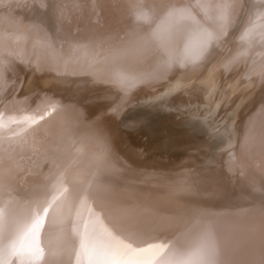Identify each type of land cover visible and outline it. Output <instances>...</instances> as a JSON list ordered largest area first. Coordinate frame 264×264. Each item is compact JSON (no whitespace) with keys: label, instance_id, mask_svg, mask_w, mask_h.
<instances>
[{"label":"bare ground","instance_id":"bare-ground-1","mask_svg":"<svg viewBox=\"0 0 264 264\" xmlns=\"http://www.w3.org/2000/svg\"><path fill=\"white\" fill-rule=\"evenodd\" d=\"M263 15H264V2H261L259 0H0V45L6 41H10L11 35L21 36V39L23 40V42H26L27 40L32 41L33 38L36 40V38H38V40L41 39L42 41H45V44H47V47H48V44H50L49 46H50L51 51L53 52L55 57L60 58V60L62 61V62L60 61L61 64H66L69 67L71 65H76V64H86L90 66H94L97 64L100 65L99 67L102 68V71L107 73L109 75V78L111 77L109 80H107L106 84L108 86L113 87L115 83H118L119 81L115 79H118L119 76L117 74H120L121 76H123L122 77L123 80L125 79L123 81L124 82L123 85H125L126 81L128 80L133 82V85L129 84L131 85V87H128L129 85H126L132 91H130L131 93L128 94L127 102L125 103L121 102L122 104L118 102L120 104L119 105L120 108L117 107L118 113H115V114L111 113V114L120 115V117L122 116L124 118L123 123L127 125L128 128L130 127L133 128V130H135L136 128L139 130L141 127L148 128L147 126L149 125L153 126L155 130L153 132V135L149 138V140L151 141L150 148L153 147L154 149V152L152 151L153 155L157 156L158 158H161L160 160H165L166 158L171 159L172 156L174 155L177 156L176 154H179L187 149H193L198 145L204 146L206 144L205 141H211V142L218 141V143L220 142L221 147L222 146L226 147L227 146L226 143H228V141L230 140H233L234 141L233 148L236 151V154H235L236 162H235V167H234V170H236L235 172L241 173V175H244L250 180H253V183L258 184L263 190L264 189V60L257 67H254V66L252 67V65L256 64V62L255 64L253 62L252 65L249 68H247V70L245 71L244 76L241 80L242 82L239 84V92L236 91L235 93L234 104H233L234 112H233L232 117L227 114L225 115L222 114L220 115L222 117L218 116L216 119H209V115L211 113H205L201 109L200 110L197 109L198 105H196L195 103L192 104L190 103V101H186L185 99H183L185 98V95L184 93L181 92L182 90L177 91V92H169V90L175 86H178L181 84L186 85L190 80H196V81L199 80L202 76L206 74L207 70H209V67L214 66L217 62L219 63L220 60L226 59V62L229 65H234V66L236 65V63L241 64L244 62L245 63L247 62V64L248 63L251 64L250 61L255 60V57H254L255 53L259 51L258 49L261 48L262 45L264 46L263 37H262L263 40L261 41L252 40V38L256 37L259 33L264 32L263 31L264 29L263 30L260 29L259 32L255 33L258 28L264 27V21H262L260 24H255L256 17L263 16ZM246 23L247 24L249 23V28L247 31L248 33L247 35H249V37L246 38L245 42L239 43V39H240L239 37L243 39V36L241 34L242 30L240 31V29L243 28V25H245ZM124 33L125 35L123 37L122 34ZM222 43L225 44V48L223 51H220L217 49V47ZM22 49L24 51V48ZM261 51L262 50H260L259 52L262 53L263 51L262 52ZM190 52H194L198 55H201V57L203 56L204 58H207L205 59L206 65L203 68L201 66L202 68L201 72L197 73L194 76L185 74V72H188L189 68L191 69V67L189 66L187 67L186 65L185 67L184 62L186 61L183 62V60H185L186 57H187V60H189L188 59L189 56H186V55L187 53L189 54ZM13 54L17 55L18 52L17 54L15 53ZM5 55L2 54V52L0 53V80L3 79V77L6 78L8 73L11 72V69L13 68V66H16L15 63L17 62L16 60H14L16 62L13 61L14 63H12L13 65H11L10 60L7 59V56ZM40 56L42 58L41 54ZM259 56L260 55H258V57ZM12 57H11V60H12ZM20 57H17L19 58L18 59L19 61L21 60ZM190 58L192 59V57ZM194 58L196 60V57ZM194 58L192 60H194ZM48 60L47 62L49 63L50 60L49 61ZM44 62L46 61L44 60ZM19 64L20 63H18V65ZM34 64L35 63H33V66ZM51 66H48V67L51 69ZM240 68H241V65H240ZM14 70L19 72L18 70L20 69L17 70L14 68ZM43 72L45 73V71ZM12 73L10 74L18 76V74L21 72H19L18 74H12ZM75 75L77 74L75 73ZM114 75H117L118 77L116 76L117 78H115ZM10 76H7V78L9 77L10 79ZM237 76L239 75L237 74ZM84 77H87V76L84 75ZM4 80H7V79H3L2 81ZM4 82L3 84H5ZM8 82L7 84L14 83V82L13 83L11 82L8 83ZM120 82H122V80H120ZM205 82L206 81H198L200 85H203ZM23 85H25V83ZM119 85H121V83H119ZM25 87L27 86L25 85ZM30 88H28L27 90L29 91ZM100 88L102 89V87ZM73 89L75 90V87ZM98 89L99 88L97 87V90ZM123 89H125V87ZM17 90H18V87H17ZM94 90L95 89H93L92 91ZM32 91L33 89L31 88V92ZM88 91L86 90V92ZM86 92H82V93L86 94ZM100 93H103V98L101 99L99 98L102 96L101 94H100L101 96L100 95L98 96L96 93L98 97L97 96L95 97L94 96L95 94H93L92 96H94L95 98L93 97L94 99H92V97H90L89 100H87L88 99L87 98L86 105L89 104V106H92L94 109L99 108L102 110L103 108H105V109L111 110V107H113L111 104L112 100L108 101V99L104 97V95L107 94L106 90L105 89L103 91L101 90ZM134 93H135V97H133L132 95ZM65 94H67V92ZM78 95H79V99L83 100L81 99L82 98L80 96L81 94L78 93ZM116 95H115V99H116ZM107 96L108 95H106V97ZM117 96L119 97V95ZM189 96L191 97L192 95H189ZM220 96L222 95L220 94ZM23 99H25V97ZM35 100L33 101L35 102ZM117 100L120 101L119 98H117L116 101ZM122 100L125 101L126 98L125 99L123 98ZM33 101H30V102H33ZM69 102L76 103L77 100H74L73 102L72 100L71 101L69 100ZM107 102L108 103L110 102V104L108 105ZM25 103L27 104L28 102H25ZM80 106L78 104L75 107L79 108ZM206 106L208 107V105ZM24 107H28V106L24 105L23 108ZM60 107L61 106L57 105V107L53 109L52 113H48L46 116H43L41 118L34 117V116H29V117L26 116L24 118L22 117V119L20 118L21 124L18 128H16L15 130L12 129L14 130L12 132L10 129L11 133L9 135H7L6 137H0V264H204V262L208 259H209V262L212 264V262L210 261V258L207 257V255H205V250L208 248L206 247L204 248L200 244L204 243L207 237L213 238V236L216 235V229H218V227H216L217 225L214 226V229L216 228L215 230H210L211 229L210 226L214 224L215 222L214 219L216 218L215 216H217L215 215L214 212L219 211L217 213H221V211H225V210L228 211V209L229 210L235 209V207H237V205L235 207L233 206L235 204H232L230 206L222 205L225 202L226 203L228 202V201L224 202L223 199L222 200L224 203L221 202L222 206H219L220 203L218 202H217L218 205L217 203L215 205L214 201H212L214 202L213 204L208 203V201L206 202L204 199H202L203 196L202 197L196 196L194 193H192L193 189L190 190L191 192L186 191L188 190L187 188L188 186H186L187 188L186 190H175V191L171 190L170 191V189H173L174 187L173 186L170 189L168 188L169 190L168 191L166 184H162V185H165L166 187V191L165 190L163 191V190H158L162 186L161 184H159L160 186L157 185L159 188L156 186V188L158 189H155V186H154L153 189L151 188L152 190L148 189V191L147 190L143 191L144 188H141L142 190L141 191L138 189H132V187L126 188V183H127L126 182L124 184L125 188H122L123 187L122 185V187L115 186L116 188H109L108 190L106 189L107 190L106 192L103 191V193H101L100 195V198L102 199L99 198L100 203L98 202L101 207V209L98 211L103 212V213L97 215L98 214L97 212L94 215L92 214L90 215V214H86L88 212L86 211H85L86 213L84 212L83 210L84 206L82 208L83 211H81L80 209H79L80 211L78 212L77 211L75 212L74 209H73L74 212L70 210V207L68 206L70 205V203L67 205V202L62 197L63 195L61 193L63 192V190L60 193L59 192L60 190L56 186L57 176L54 174L52 176L50 174H49L50 176H48L47 175L48 173L45 174L47 167L45 168L46 170L43 172L45 175L44 174L43 175L45 177L48 176V178L42 177L39 180L38 179L39 177H38L37 178L38 182L36 181V178L34 177V175L36 174L28 173L31 171L32 168H35L37 164L39 165L40 157L43 156V155L41 156V153L44 151L45 147L48 145V143H50V141L52 140L55 141V138L59 135L61 127L67 121L65 118V114H63L62 112L63 108H60ZM223 107L216 105L215 109H219V108L221 109ZM80 110L82 111L81 107L79 108V111ZM16 111L14 110V112ZM73 111H77V109ZM11 114H15V113H11ZM11 114H9V116ZM75 114L76 113H74V117H75ZM66 115H67V112H66ZM87 115L85 114L84 116V113L82 114V116H84V119L85 117H87ZM2 116L1 118H3ZM76 116L78 115L76 114ZM6 117L8 116L6 115ZM95 117L91 116V119L92 118L95 119ZM77 118L78 117H76V119ZM16 119L15 121H17ZM77 121L79 122L78 119ZM116 124H119V123H116ZM15 127H17V124ZM101 127H103V125ZM104 127H106V125H104ZM141 130H140V133H141ZM144 130L146 129L143 128V131ZM130 131H129V134H131ZM147 131H151V130L148 128ZM123 132H125V130H123ZM1 134L2 135L0 136H3V133ZM118 135L117 137H119ZM139 137L140 136H138V138ZM120 138L121 137H119V139ZM103 140L104 138L102 135L92 134L91 136L83 137L82 141L84 142V145L86 146V148L87 147L91 148L94 146H98L97 144L102 142ZM129 141H131L130 145L134 147H139V148L142 147V144L140 142H137V140H135V138L133 137L131 138V140L129 139ZM75 142L76 141L73 140V143ZM62 143L60 142L58 144H60L61 146ZM80 143L82 144L81 141ZM119 143H120V140H119ZM58 146L59 145H57L56 147L59 150ZM99 146L101 147L100 149H97V150H99L100 152H103L102 151L103 149L101 150V148H103L104 146L102 145H99ZM54 147L55 146H53L52 148ZM215 147L217 146L215 145ZM198 148L200 147L198 146ZM208 148L210 147L208 146ZM111 149L109 150L111 151ZM68 150L69 149H67V151ZM71 150H69V152H71ZM104 151L106 152V150ZM55 152H56V149H55ZM60 152H58L59 154L58 153H55V154L61 155ZM100 154H103V153H100ZM48 155L50 156V154ZM63 155H61L62 158H63ZM126 155H129V154H126ZM192 155H195L197 157H203L201 152L200 153L192 152ZM45 156H46V153H45ZM61 157L59 156V158ZM65 159L68 160V158H65ZM72 159H75V158H71V160ZM65 161L66 160H64V163ZM59 162L63 164L61 159ZM153 162H157V160L156 161L153 160ZM46 163L42 162L43 165ZM111 163H113V161H111ZM111 163H109V165ZM141 163L140 165H143ZM177 163H181V162H177ZM51 164L50 166L53 167V164L52 165ZM71 165L72 164H70V166ZM113 165L114 163L112 164V166ZM116 165H118V163ZM144 166H145V163H144ZM122 167H124V165ZM108 168L110 167L108 166ZM122 169L120 171H122ZM126 170H129V169H126ZM54 171L55 170H53V172ZM107 171L108 170L106 169L105 172ZM53 172H50V173L52 174ZM130 173L126 172L127 174L126 176H128V174ZM90 175L93 176L92 174ZM122 176L124 177V175ZM139 176L137 175V177L142 178L141 174H139ZM117 177H118V174H117ZM239 178L238 180H240ZM247 178L245 180H247ZM79 179H83V178H79ZM143 179H145V177L142 178L141 180ZM155 179L157 180V178ZM113 180H117V179L114 178ZM121 180L123 181L125 179L123 178ZM141 180L139 179V182ZM162 180H165V179H162ZM146 181L144 183H146ZM149 183L151 182L149 181ZM169 183L171 182L169 181ZM147 184L148 183H146V186ZM151 186L152 185H150V187ZM99 188L97 189L99 190ZM182 188H183V185H182ZM182 188L180 186V189ZM86 190L88 191L87 188ZM241 190L243 189H240L238 191L241 192ZM77 191H78L77 193H79V190ZM212 191L214 192V190ZM218 191L216 190V192ZM230 191H228V195L229 196L232 195L234 198L233 197L231 198L235 200L236 199L235 195H237L238 191L235 190L237 191V193L233 192L234 194L236 193L235 195L233 194L230 195L229 194ZM247 191L249 190L247 189ZM16 192H20L21 195H22L21 192H23L24 193L23 195H25L24 197L25 201L19 202L18 200L11 198L13 193H14V197H16L15 196ZM195 193H199V192L195 191ZM68 194L69 193H67V195ZM241 194H245V193L243 192ZM241 194L239 193L238 196L241 197L240 196ZM16 195L18 196V193ZM220 195L223 196L222 193ZM220 195H218L217 198H219ZM250 195H252V193L249 194V196ZM212 196H213V199L216 201L217 198L215 197L217 195L215 197L214 195ZM238 196H237V200H238ZM68 197H70V195ZM86 197L84 199H87ZM227 198H225V200ZM22 199L23 198H21V200ZM76 200L77 198L75 199V201ZM234 200H232V202ZM229 201H230V197H229ZM91 202L93 201L90 200V202L88 203H91ZM235 203L237 204V201ZM83 204H84V201H83ZM81 205H79V207ZM75 206L78 207V205L76 204ZM88 206L87 208H89ZM226 207H229V208H226ZM242 207L244 206L242 205ZM239 209L237 208L235 210H232L230 213H233V211L235 213L241 212L240 211L241 209L240 210ZM244 209L245 211H248V214H251L255 212L256 207L252 205H248V207L246 206V208ZM92 211L94 213V209H91L90 213ZM227 211H225V214ZM53 212H55L56 215ZM81 212H84L85 214ZM262 212L264 213V211ZM51 213L56 217L55 219L56 222L54 221V223L51 224V226L53 227L52 229L53 233H50V234H52V236L51 235H50L51 237L46 236L47 238L41 237V236L39 237L37 235L38 234L37 232L39 231L42 232V230L38 231V228L41 227L40 225L41 223L39 224V222L43 221L42 219L44 218H48V216H50ZM213 215L215 216L212 218L211 216ZM232 215L234 216V214ZM227 216L226 218H228ZM220 217L223 218L222 216ZM263 217L264 216H262V218ZM50 218L52 219V217ZM209 218H212V219L210 220ZM218 218L217 220H219ZM223 220L225 221V219ZM226 220L228 221V219ZM141 223L145 225L146 223H150V224L153 223V228L155 229V227H157L156 230H153V232L154 231L155 232L151 233L153 234V236L147 235L149 233L148 231H147L148 233L146 232V234L140 233L138 235V233H136L135 231L138 230L140 232V229H138L136 225L135 227L137 228V230L135 228L134 232L137 235H131V232H129L130 233L129 235L127 232L129 228L126 231H123L126 225L131 226L132 224H141ZM226 223H229V222H226ZM46 225L44 226L42 224V226L44 227H46ZM232 225L234 227L235 223ZM218 226H219V223H218ZM167 227H170V228H167ZM209 227L210 229H208ZM220 227H219V230L223 226L221 228ZM258 227L262 229V227H264V224L262 227L261 226H258ZM41 229L43 228L41 227ZM141 229L144 230V226ZM52 230H50V232ZM236 230H238V228ZM44 232L46 231L44 230ZM244 232L247 233V230ZM244 232H242L241 234H244ZM237 233H240V232H237ZM257 233L259 234V231ZM45 235L46 234H44V236ZM189 235H193V236H189ZM217 235L219 237V235H222V232L221 234L218 233ZM225 236L228 237L227 235ZM231 236H229V239L233 238ZM187 237H190V238H187ZM257 237L258 236H255V238ZM220 238H224V236L223 237L220 236ZM262 238L260 239L261 241L264 240V239L262 240ZM203 239H204V242H202ZM208 239H210L211 241V238H207V241H209ZM217 239L219 240V238ZM223 240L222 242L228 241V240L227 241L225 240L223 241ZM212 241H215L216 243L215 239ZM217 244L220 245V243H217ZM235 244H236L235 247H237V243H234L233 245ZM221 245L223 247L224 243L223 244L221 243ZM243 245H244L243 247L247 249V246L245 244ZM211 247L216 248V245L211 246ZM225 247H227V245ZM253 247H256V246H253ZM219 248L218 250H221L219 253H221L224 247L222 249H219ZM225 249L223 250L224 252L226 251ZM239 249L237 252L241 254L240 253L241 251ZM246 249L244 250L246 251ZM209 250L211 251L208 252ZM209 250L207 252L208 254L212 252L210 254L211 256L213 252L215 254V252L217 251L215 249L214 251L213 249H210V248ZM233 250L235 251V249ZM223 254L225 253H222V256ZM246 255L248 256L247 253ZM205 256L207 257V259L205 258ZM222 256H221V259L223 260L224 257ZM230 256L228 255V257ZM243 257H245V255ZM257 258L258 257H256V259ZM235 259L237 260V258ZM250 259L252 260V258ZM260 260L261 261L259 260L258 261L262 264V262L264 261H262V259ZM214 262L216 264V261ZM206 263L208 262H205V264ZM241 263L243 262L241 261Z\"/></svg>","mask_w":264,"mask_h":264},{"label":"rangeland","instance_id":"rangeland-1","mask_svg":"<svg viewBox=\"0 0 264 264\" xmlns=\"http://www.w3.org/2000/svg\"><path fill=\"white\" fill-rule=\"evenodd\" d=\"M259 1H261V2H264V0H259ZM262 21H264V15L263 16H259V17H256V19H255V24H260ZM248 28H249V23L247 24H245V25H243V28H241L240 29V31L242 30V36H243V39H241V37H239L238 39H239V43H243V42H245L246 41V38H248L249 37V35H247L248 33H247V31H248ZM260 29L261 30H263L264 29V27H262V28H258L257 30H256V32L255 33H257V32H259L260 31ZM264 31V30H263ZM124 35H125V33L124 34H122V36L124 37ZM258 37V38H257ZM264 38V32L263 33H259L256 37H254V38H252V40H255V41H261V40H263V38ZM30 39H32V38H30ZM257 39V40H256ZM259 39V40H258ZM47 43V42H46ZM5 44H6V46H5ZM13 44V45H12ZM28 46H27V45ZM2 45V46H1ZM0 45V51L2 52V54H6V53H8V54H6L5 56H7V59H9L10 60V62H11V65H13L12 63H14V62H16L15 64H16V66H18V67H16V66H13V68L11 69V72L10 73H12V74H18L19 72H21V73H19L18 74V76L16 75H11L10 73H8V75L7 76H10V79H9V77L7 78V76H6V78L5 77H3V79H7V80H4V81H2L3 79H1L0 80V88H2V89H0V135H2L1 133H3V136H0V137H6L7 135H9L12 131H14L16 128H18L19 126H20V124H21V120H20V118L22 119V117L24 118V117H29V116H34V117H38V118H41V117H43V116H46L48 113H52V111H53V109L54 108H56L57 107V105H59V106H61L60 108H63V110H62V112H63V114H65V118H66V123H64V125L61 127V130H60V132H59V135L55 138V141L56 140H58V141H54V140H52V141H50V143H48V145L45 147V149H44V151L41 153V156L42 157H40V163H39V165L37 164L36 166H35V168H32L31 169V171L30 172H28V173H32V174H36V175H34V177L36 178V181L38 182V179L40 180V178H42V177H44V178H48V176H52L53 174L54 175H56L57 176V178H56V186L58 187V189L60 190L59 192L61 193L62 192V190H63V192L61 193L62 195V197H63V199L67 202V205L70 203V205H68L69 207H70V210L71 211H73V209H74V211L76 212H78V211H83L84 210V212L86 211V212H88V213H86V214H92V215H94V214H96L97 212H98V214L97 215H99V214H101V213H103V212H100V211H98V210H100L101 209V207H100V202H99V198H100V195H101V193H103V191L104 192H106L109 188H116L115 186H118V187H122V185H123V187L122 188H125V183L127 182L128 184H129V186H128V184L126 183V188H128V187H132V189H138V190H141V188H144V190L143 191H148V189H153V187L155 186V189H158L159 187L158 186H160L159 184H166V186H167V190H168V188L170 189V188H172L173 186V189H170V191L171 190H186L187 188H188V190H186V191H190V190H192V193H194L196 196H200V197H202V199H204L206 202L208 201V203H211V204H213L214 202V204L216 205V203L218 202V203H220L219 204V206H222V205H226V206H230V205H232V204H235V205H233L234 207L237 205V207H235V209H239L240 207V211L241 212H234L233 211V213H230L232 210H235V209H232V210H229L228 209V211H229V213H228V211L227 210H225V211H227L226 212V214H225V211H221V213H217V212H219V211H217V212H214L215 213V215H217V216H215V215H213V216H211L212 218L215 216L216 218V220L214 219V221L216 222H214L213 220V222H214V224L212 225V226H210L211 227V229H210V227L208 228V229H210V230H215L214 229V226H216V227H218V229H216V235L215 236H213V238L212 237H207V238H211V241L212 240H216V243H215V241H212V243H211V241H210V239H208L209 241H207V238L205 239V242H204V239L202 240V242H204V243H202V242H200V243H202V244H200L202 247H206V248H208V249H204L205 250V255H207V257H209L210 258V261L212 262V264L214 263L215 264V262L214 261H216V264H221V262H222V264H261L259 261H261L260 259H262V261H264V254H262V253H264V227H262L263 226V224H264V217L262 218V216H264V213L262 212V211H264V189L262 190V188L258 185V184H256V183H253V180H250L249 178H247L246 176H244V175H241V173H238V172H235L236 170H234V167H235V162H236V158H235V154H236V151H235V149L233 148V143H234V141L233 140H230V141H228V143H226L227 144V146L225 147H221V144H220V142L218 143V141H215V142H211V141H205V147L204 146H202V145H198L200 148H198V146H196L195 148H193V149H187V150H185V151H183V152H181V153H179V154H176L177 156H172V158L170 159V158H166L165 160H160L161 158H158L157 156H155V155H153V152H154V149H153V147H151L150 148V143H151V141L149 140V138L153 135V132H154V127L153 126H151V125H149V126H147L151 131H147L148 130V128H146V127H141L142 128V130H141V128L138 130L137 128L135 129V130H133V128H128V126L127 125H125L124 123H123V121H124V118L121 116L120 117V115H114L115 113H118V109H117V107L118 108H120L119 107V105L120 104H122L121 102H127V97H128V94L129 93H131L130 91H132L131 89H129L128 87H131V85H133V82L132 81H126V83H125V85H123V81L125 80H123V76H121L120 74H117V75H114L115 76V78H117L118 77V79H115V80H117V81H119L118 83H115V85L112 87V86H108L106 83H107V80H109L110 78H109V75L107 74V73H105L104 71H102V68H100L99 66L100 65H94V66H90V65H86V64H76V65H71L70 67L68 66V65H66V64H61V60H60V58H58V57H55L54 56V54H53V52L51 51V49H50V44H48V47H47V44H45V41H42L41 39L40 40H38V38H36V40L33 38L32 39V41L31 40H27L26 42H23V40L21 39V36H18V35H11V40L10 41H6V42H4V43H2ZM12 45V46H11ZM222 45V46H221ZM43 46V47H42ZM46 46V47H45ZM4 48V50H3V48ZM17 47V48H16ZM6 48V49H5ZM8 48H10V49H8ZM12 48V49H11ZM22 48H24V51H23V49ZM26 48V49H25ZM47 50H46V49ZM223 48V49H222ZM224 48H225V44L224 43H222V44H220L218 47H217V49L218 50H220V51H223L224 50ZM263 48H264V46L262 45V47L261 48H259L258 50L260 51V50H262L263 52H264V50H263ZM16 49V50H15ZM49 49V50H48ZM3 50V51H2ZM19 50V51H18ZM27 50V51H26ZM45 52H44V51ZM5 51V52H4ZM10 51H12V52H10ZM41 51V52H40ZM43 51V52H42ZM48 51V52H47ZM51 51V52H50ZM256 52L255 53V55H254V57H255V60H256V58L258 57V55H260L258 58H257V60L255 61V60H251L250 61V63L251 64H247V62L245 63H236V67L234 66V65H229L227 62H226V59H224V60H220L219 61V63L217 62L214 66H211V67H209V70H207V72H206V74L204 75V76H202L199 80H190L186 85H178V86H175V87H173V88H171L170 90H169V92H177V91H180V90H182L181 92L182 93H184V95H185V98H183V99H185L186 101H190V103H192V104H196V105H198L197 106V109H201L203 112H205V113H211L210 115H209V119H216L218 116L219 117H222V116H220V115H222V114H227V115H229V116H233V104H234V98H235V93H236V91H238L239 92V84L242 82L241 80H242V78H243V76H244V73H245V71L247 70V68H249L251 65H252V63L254 62V64H255V62H256V64L255 65H252V67L254 66V67H257V66H259L262 62H263V60H264V53L262 52V53H260V52ZM0 52V53H1ZM17 52H18V54H17ZM22 52V53H21ZM32 52H33V54H32ZM34 52H35V54H34ZM13 53H15V54H17V55H14ZM20 53H21V55H20ZM44 53V54H43ZM46 53V54H45ZM49 53V54H48ZM52 53V54H51ZM13 54V55H12ZM23 54V55H22ZM32 54V55H31ZM40 54L42 55V58H41V56H40ZM262 54V55H261ZM27 55V56H26ZM29 55H31V56H29ZM34 55H35V57H34ZM44 55V56H43ZM48 55V56H47ZM191 55V56H190ZM14 58H13V57ZM20 56H22V57H20ZM34 58H33V57ZM40 56V57H39ZM46 56V57H45ZM52 56V57H51ZM186 56H189V60H187V57H186V59L185 60H183V62L184 61H186V62H184V66L186 65L187 67L189 66V67H191V69L189 68V71L188 72H185V74L186 75H196L197 73H199V72H201V70H202V68L206 65V60L205 59H207V58H204L203 56L201 57V55H198V54H196V53H194V52H190L189 54L187 53V55ZM199 56V57H198ZM10 57V58H9ZM11 57H12V60H11ZM17 57H20V61L18 60L19 58H17ZM45 57V58H44ZM49 57V58H48ZM190 57H192V59L194 58V57H196V60H195V58H194V60H192ZM201 57V58H200ZM254 57H253V59H254ZM23 58V59H22ZM30 58V59H29ZM33 58V59H32ZM44 58V59H43ZM198 58V59H197ZM200 58V59H199ZM259 58H260V60H259ZM28 59V60H27ZM50 60V64L47 62V60ZM101 59V58H100ZM99 59V60H100ZM9 60H8V62H9ZM14 60H16V61H14ZM44 60L46 61V62H44ZM48 60V61H49ZM54 62H53V61ZM102 60V59H101ZM14 61V62H13ZM61 61V62H60ZM32 62V63H31ZM42 62V63H41ZM183 62H182V64H183ZM223 62V63H222ZM18 63H20L19 65L21 66H19L18 65ZM26 63V64H25ZM33 63H35L34 64V66H33ZM52 63V64H51ZM60 63V64H59ZM185 63H187V64H185ZM259 63V64H258ZM32 65V66H31ZM44 65V66H43ZM52 65V66H51ZM60 65V66H59ZM238 65H239V67H238ZM240 65H241V68H240ZM247 65V66H246ZM31 66V67H30ZM48 66H51V69L48 67ZM185 66V67H186ZM201 66H202V68H201ZM231 66V67H230ZM242 66H244V67H242ZM24 67V68H23ZM47 67H48V69H47ZM221 67V68H220ZM14 68L15 69H20V70H18L19 72H17L16 70H14ZM22 68V69H21ZM80 68V69H79ZM228 68V69H227ZM241 70H240V69ZM242 68H243V70H242ZM50 69V70H49ZM214 69H215V71H214ZM232 70V71H230V70ZM52 70V71H51ZM70 70V71H69ZM221 70V71H220ZM228 70V71H227ZM43 71H45V73L43 72ZM227 73H226V72ZM15 72H17V73H15ZM49 72V73H48ZM68 74H67V73ZM238 72H240V73H238ZM44 73V74H43ZM75 73L77 74V75H75ZM194 73V74H193ZM217 74V76H216V74ZM10 74V75H9ZM22 74V75H21ZM47 74H49V75H47ZM74 74V75H73ZM97 74V75H96ZM99 74V75H98ZM100 74H102V75H100ZM227 74V75H226ZM237 74L239 75V76H237ZM24 75V76H23ZM32 75V76H31ZM83 75V76H82ZM84 75L85 76H87V77H84ZM106 75V76H105ZM221 75H223V76H221ZM236 75V76H235ZM62 76H64V77H62ZM74 76V77H73ZM117 76V77H116ZM120 76H121V78H120ZM228 76V77H227ZM17 77H18V79H17ZM29 77V78H28ZM67 77V78H66ZM99 77V78H98ZM101 77V78H100ZM22 78V79H21ZM71 78V79H70ZM224 78V79H223ZM237 78V79H236ZM12 79V80H11ZM228 81H227V80ZM120 80H122V82H120ZM11 82V83H13V84H7V82ZM116 81V82H117ZM198 81H206L203 85H200L199 83H198ZM3 82L5 83V84H3ZM8 82V83H9ZM20 82V83H19ZM27 82V83H26ZM29 82V83H28ZM132 82V83H131ZM186 82V81H185ZM25 83V85L28 87V88H32L33 89V91L31 92V88L29 89V91L27 90L28 88L27 87H25V85H23ZM119 83H121V85H119ZM8 86H7V85ZM20 84V85H19ZM74 84V85H73ZM129 84H131V85H129ZM196 84H197V86H196ZM17 85H19V86H17ZM65 85H66V87H65ZM88 85V86H87ZM93 85V86H92ZM126 85H129L128 87L126 86ZM6 86H7V88H6ZM25 88H23V87ZM30 86V87H29ZM33 86V87H32ZM82 86V87H81ZM121 86H122V88H121ZM125 87V89H123L124 87ZM191 86V87H190ZM208 86V87H207ZM5 87V88H4ZM12 87V88H11ZM17 87H18V90H17ZM75 87V90L73 89ZM81 87V88H80ZM97 87L99 88L98 90H97ZM100 87H102V89L100 88ZM188 87V88H187ZM195 87V88H194ZM128 88V89H127ZM192 88H194V89H192ZM197 88V89H196ZM4 89V90H3ZM21 89V90H20ZM22 89H24V90H22ZM93 89H95L94 91H92ZM103 91L104 89L106 90V95H108L107 97H106V95H104V97L106 98V99H108V101H110V100H112V102H111V104H112V106L113 107H111V110H109V109H105V108H103L102 110L101 109H99V108H97V109H94L92 106H89V104H87L86 105V99L87 100H89V98L90 97H92V99H94L97 95L99 96L100 94L102 95H100L101 97H99L100 99L101 98H103V93H100V91L101 90ZM196 89V90H195ZM200 89V90H199ZM208 89V90H207ZM226 89V90H225ZM27 90V91H26ZM67 90V91H66ZM86 90L88 91V92H86ZM127 91V92H125V91ZM129 90V91H128ZM191 90H193V91H191ZM203 90V91H202ZM22 91V92H21ZM96 91V92H95ZM99 93H98V92ZM109 91V92H108ZM121 91V92H120ZM17 92V93H16ZM31 92V93H30ZM67 92V94H65ZM75 92V93H74ZM82 92H86V94L84 93H82ZM94 92V93H93ZM118 92V93H117ZM122 92H124V93H122ZM149 92V91H148ZM148 92H146V93H148ZM18 93H20V94H18ZM25 93H26V95L27 94H29V95H25ZM78 93H80L81 95V99H83V100H80L79 99V95H78ZM96 93H97V95H96ZM119 95V97L116 95ZM193 93V94H192ZM14 94V95H13ZM16 94V95H15ZM89 96H88V95ZM93 94H95L94 96H92ZM116 95V99L117 98H119V100L120 101H116V99H115V95ZM196 94V95H195ZM198 94V95H197ZM220 94L222 95V96H220ZM20 95V96H19ZM133 95V97H135V93L134 94H132ZM189 95H192L191 97L189 96ZM31 96V97H30ZM87 96V97H86ZM97 96V97H98ZM110 96V97H109ZM195 96V97H194ZM22 97V98H21ZM25 97V99H23ZM30 97V98H29ZM69 97V98H68ZM84 97H85V99H84ZM94 97V98H93ZM111 97H112V99H111ZM190 97V98H189ZM13 98V99H12ZM75 98V99H74ZM76 98H78V99H76ZM98 98V99H99ZM125 99L126 98V100L125 101H123L122 99ZM28 99V100H27ZM35 100V102L33 101V100ZM5 101V103H4V101ZM21 100V101H20ZM23 100V101H22ZM27 100V101H26ZM69 100L71 101L72 100V102L74 101V100H77V102L75 103H71V102H69ZM85 100V101H84ZM6 101H8V102H6ZM11 101V102H10ZM13 101V102H12ZM20 101V102H19ZM30 101H33V102H30ZM82 103H81V102ZM193 101V102H192ZM23 102V103H22ZM25 102H28L27 104L25 103ZM30 102V103H29ZM37 102V103H36ZM120 104H119V103ZM21 105H20V104ZM71 103V104H70ZM84 103V104H83ZM108 103V102H107ZM16 104V105H15ZM20 106H19V105ZM26 106H28V107H24L23 108V106L24 105ZM30 104H31V106H30ZM79 104V106L81 105V104H83V105H81L80 107H81V109H82V111L80 110L79 111V108H77V107H75L76 105H78ZM110 104V102L108 103V105ZM222 104V105H221ZM34 105V106H33ZM75 105V106H74ZM206 105H208V107L206 106ZM216 105L217 106H225V107H223V108H219V109H215L216 108ZM226 105H227V107H226ZM18 106V107H17ZM99 106H101V105H99ZM154 106V105H153ZM18 109H17V108ZM34 107V108H33ZM71 107V108H70ZM73 107V108H72ZM85 107V108H84ZM152 107V106H151ZM20 108V109H19ZM26 108V109H25ZM41 108V109H40ZM212 108V109H211ZM22 109H23V111H22ZM27 109H28V111H27ZM77 109V111H73V110H76ZM87 109V110H86ZM98 109H99V111H98ZM114 109V110H113ZM207 109V110H206ZM13 110V111H12ZM14 110L16 111V112H14ZM32 110V111H31ZM72 110V111H71ZM83 110H84V112H83ZM107 110V111H106ZM12 111V112H11ZM19 111V112H18ZM26 112V114H25V112ZM69 111H71V112H69ZM90 111V112H89ZM22 112V113H21ZM43 112H45V113H43ZM66 112H67V115H66ZM73 112V113H72ZM79 112V113H78ZM81 112V113H80ZM103 112V113H102ZM11 113H15V114H11ZM17 113H19V114H17ZM74 113H76L78 116H76V114H75V117H74ZM84 113V116H85V114L87 115V114H89V115H87V117H85V119H84V116H82V114ZM111 113H114V114H111ZM9 114H11L10 116H9ZM21 114H22V116H21ZM80 114V115H79ZM104 114V115H103ZM3 115V116H2ZM6 115L8 116V117H6ZM20 115V116H19ZM69 115V116H68ZM1 116L3 117V118H1ZM14 116V117H13ZM19 116V117H18ZM91 116L92 117H95V119L94 118H92L91 119ZM104 116H105V118H104ZM19 118V120H18V118ZM70 117H71V119H70ZM76 117H78L77 119L79 120V122L77 121V119H76ZM116 117V118H115ZM118 117V118H117ZM5 118V119H4ZM11 118V119H10ZM17 118V119H16ZM74 118H75V120H74ZM80 118H81V120H80ZM89 120H88V119ZM98 118V119H97ZM100 118V119H99ZM115 118V119H114ZM120 118V119H119ZM15 119L17 120V121H15ZM69 119V120H68ZM94 119V120H93ZM97 119V120H96ZM12 120V121H11ZM74 120V121H73ZM83 120H84V122H83ZM86 120V121H85ZM93 120V121H92ZM115 120H116V122H115ZM9 121V122H8ZM96 121V122H95ZM99 121H101V122H99ZM102 121H103V123H102ZM118 121H120V122H118ZM122 121V122H121ZM20 122V123H19ZM70 122V123H69ZM78 122V123H77ZM95 122V123H94ZM98 122V123H97ZM110 122V123H109ZM19 123V124H18ZM75 123V124H74ZM76 123H77V125H76ZM116 123H119V124H116ZM123 123V124H122ZM10 124V125H9ZM13 124V125H12ZM16 124H17V127H15L16 126ZM73 126H72V125ZM113 124V125H112ZM103 125V127H101ZM104 125H106V127H104ZM115 125V126H114ZM67 126H69V127H67ZM77 126V127H76ZM114 126V127H113ZM67 127V128H66ZM125 127H126V129H125ZM70 128H72V129H70ZM103 128V129H102ZM128 128V129H127ZM143 128L144 129H146V130H144L143 131ZM5 129H7V130H5ZM10 129H11V132H10ZM12 129H14V130H12ZM100 129V130H99ZM109 129V130H108ZM130 129H131V131H130ZM4 130V131H3ZM68 132H67V131ZM103 130V131H102ZM117 130V131H116ZM123 130H125V132H123ZM140 130H141V133H140ZM9 131V132H8ZM129 131H130V133L131 134H129ZM146 131V132H145ZM64 132V133H63ZM70 132V133H69ZM103 132V133H102ZM121 132V133H120ZM139 132V133H138ZM4 133H5V135H4ZM80 133V134H79ZM106 133V134H105ZM125 133V134H124ZM137 133V134H136ZM144 133V134H143ZM92 134H97V135H102L103 136V138H104V140L102 141V142H100V143H98L97 145L99 146V145H102V146H104L103 148H101V150L103 151V152H100L99 150H97V149H100V147L101 146H99V148H98V146H94V147H91V148H86V146L84 145V142L82 141L83 140V137H88V136H91ZM119 134V135H118ZM132 134H133V136H132ZM85 135V136H84ZM117 135L119 136V137H121L120 139H119V137H117ZM122 135V136H121ZM131 135V136H130ZM112 136V137H111ZM136 136V137H135ZM138 136H140L139 138H140V140H139V138H138ZM107 137V138H106ZM116 137V138H115ZM135 138V140H137V142H140L141 144H142V147L141 148H139V147H134V146H132V145H130V142L131 141H129V139L131 140V138ZM110 138V139H109ZM137 138V139H136ZM66 139V140H65ZM71 141H70V140ZM76 139V140H75ZM78 139V140H77ZM79 139H81V140H79ZM122 139V140H121ZM64 140V141H63ZM67 140H68V142H69V144H68V142H67ZM73 140L74 141H76L75 143H73ZM110 140V141H109ZM119 140H120V143H119ZM80 141L82 142V144L80 143ZM62 143L61 144V146H60V144H58V143ZM70 142H71V144H70ZM78 142V143H77ZM111 142H112V144H111ZM114 142V143H113ZM123 142H125V143H123ZM209 142V143H208ZM67 143V144H66ZM73 143V144H72ZM117 143V144H116ZM118 143H119V145H118ZM59 145L58 146V148H59V150L61 149V148H63V149H61L60 151L57 149V145ZM208 144V145H207ZM231 144V145H230ZM68 145V146H67ZM69 145H71V146H69ZM84 147H82V146ZM215 145L217 146V147H215ZM53 146H55L54 148H52ZM65 146V147H64ZM81 146V147H80ZM110 146V147H109ZM208 146L210 147V148H208ZM232 146V147H231ZM61 147V148H60ZM70 147H71V149H70ZM76 147V148H75ZM220 147V148H219ZM105 148V149H104ZM112 148V149H111ZM214 148V149H213ZM232 148V149H231ZM50 149V150H49ZM55 149H56V152H55ZM65 149V150H64ZM67 149H69V150H71V152H69V150L67 151ZM109 149H111V151L108 150ZM122 149V150H121ZM196 149V150H195ZM49 150V151H48ZM54 150V151H53ZM62 150H63V152H62ZM91 150V151H90ZM104 150H106V152L104 151ZM120 150V151H119ZM195 150V151H194ZM53 151V152H52ZM65 151H67V152H65ZM94 151H95V153H94ZM150 151V152H149ZM153 151V152H152ZM52 152V153H51ZM58 152H60V154L61 155H63V154H65V155H63V158L61 157V155H58L59 153ZM69 152V153H68ZM91 152V153H90ZM98 152H100V153H103V154H100V153H97ZM152 152V153H151ZM185 152V153H184ZM192 152L193 153H202V155H203V157H197V156H195V155H192ZM45 153H46V156H45ZM50 154V156L48 155V154ZM55 153H58V154H55ZM71 153V154H70ZM88 153V154H87ZM110 153V154H109ZM131 153V154H130ZM187 153V154H186ZM191 153V154H190ZM52 154V155H51ZM70 156H69V155ZM75 154V155H74ZM91 154V155H90ZM96 154V155H95ZM106 154V155H105ZM112 154V155H111ZM126 154H129V155H126ZM183 154V155H182ZM47 155H48V157H47ZM54 155V156H53ZM181 155V156H180ZM55 156H57V157H55ZM59 156L61 157V158H59ZM65 156V157H64ZM83 156V157H82ZM90 156V157H89ZM98 158H97V157ZM100 156V157H99ZM133 156V157H132ZM155 156V157H154ZM183 156H185V157H183ZM44 157V158H43ZM53 159H52V158ZM89 157V158H88ZM95 159H94V158ZM104 157V158H103ZM42 158V159H41ZM57 158H59V159H56ZM65 158H68V160L67 159H65ZM71 158H75V159H72L71 160ZM83 158V159H82ZM105 158H106V160H105ZM52 159V160H51ZM60 159L62 160V162H63V164L61 163V162H59L60 161ZM77 159V160H76ZM91 159V160H90ZM109 159V160H108ZM116 159V160H115ZM53 160H55V161H53ZM64 160H66L65 161V163H64ZM89 160V161H88ZM113 161V163H114V165L112 166V164L113 163H111V161ZM153 160L154 161H156L157 160V162H153ZM234 160V161H233ZM44 162V163H46V164H42V162ZM49 161H50V163H49ZM57 161V162H56ZM71 161H73V162H71ZM76 161V162H75ZM88 161V162H87ZM91 161V162H90ZM96 161H98V162H96ZM110 161V162H109ZM139 161V162H138ZM69 162V163H68ZM111 163L110 165H109V163ZM142 162V163H141ZM145 163V166H144V163ZM170 162V163H169ZM177 162H181V163H177ZM53 164V167L52 166H50V164ZM55 163V164H54ZM57 163V164H56ZM78 164V165H76V164ZM90 163V164H89ZM107 163V164H106ZM118 163V165H116ZM140 163L141 164H143V165H140ZM198 163H200V164H198ZM202 163H204V164H202ZM51 164V165H52ZM70 164H72L71 166H70ZM85 164V165H84ZM92 164V165H91ZM154 164H156V165H154ZM176 164V165H175ZM186 164V165H185ZM234 164V165H233ZM43 167H42V166ZM55 165V166H54ZM73 165H74V167H73ZM86 165H88V166H86ZM121 165V166H120ZM124 165V167H122ZM168 165V166H167ZM183 165V166H182ZM41 166V167H40ZM68 168H67V167ZM70 166V167H69ZM106 166V167H105ZM108 166L110 167V168H108ZM112 166V167H111ZM117 167V168H115V167ZM119 166V167H118ZM144 166V167H143ZM153 166V167H152ZM155 166V167H154ZM39 167V168H38ZM47 167V168H46ZM51 167V168H50ZM57 167H59V168H57ZM63 167V168H62ZM72 167V168H71ZM77 167V168H76ZM101 167V168H100ZM125 167H126V169H129V170H126L125 169ZM152 168V169H150V168ZM157 167V168H156ZM232 167H233V169H232ZM38 168V169H37ZM47 170H46V169ZM60 168H62V169H60ZM90 168V169H89ZM94 168V169H93ZM97 168V169H96ZM104 168H106L108 171H109V173H108V171L107 172H105L106 171V169H104ZM123 168V169H122ZM37 169V170H36ZM39 169H41V170H39ZM52 169V170H51ZM122 169V171H120ZM170 169V170H169ZM46 170V171H45ZM53 170H55L54 172L56 173H54L53 172ZM66 170V171H65ZM81 170H82V172H81ZM86 170V171H85ZM90 172H88V171ZM96 170V171H95ZM105 170V171H104ZM119 170V171H118ZM40 171V172H39ZM45 171V174H47L48 176H44L45 174L43 173ZM58 171V172H57ZM73 171V172H72ZM78 171V172H77ZM111 171H113V172H111ZM116 171V172H115ZM128 172V173H130L131 171V173L130 174H132V175H130V174H128V176H126L127 174H126V172ZM37 172V173H36ZM50 172H53L52 174L50 173ZM65 174H64V173ZM67 172V173H66ZM93 172V173H92ZM122 172H124V173H122ZM134 172V173H133ZM144 172V173H143ZM71 173H73V174H71ZM95 173V174H94ZM100 173V174H99ZM105 173V174H104ZM108 173V174H107ZM122 173V174H121ZM44 174V175H43ZM50 174V175H49ZM64 174V175H63ZM68 174V175H67ZM82 174V175H81ZM90 174H92L93 176H91ZM117 174H118V177H117ZM139 174H141V177L142 178H144L145 177V179H143V180H141L142 178H139L140 176H139ZM145 174V175H144ZM240 176H239V175ZM39 175V176H38ZM41 175V176H40ZM43 175V176H42ZM63 175V176H62ZM89 175V176H88ZM122 175H124V177L122 176ZM130 175V176H129ZM137 175L139 176V177H137ZM144 175V176H143ZM82 176V177H81ZM86 176V177H85ZM103 176V177H102ZM135 176V177H134ZM151 178H150V177ZM156 176H158V177H156ZM237 176V177H236ZM244 176V177H243ZM39 177V178H38ZM59 177V178H58ZM106 177V178H105ZM157 178V180L155 179V178ZM204 177V178H203ZM236 177V178H235ZM240 177V178H239ZM242 177V178H241ZM38 178V179H37ZM71 178V179H70ZM79 178H83V179H79ZM86 178V179H85ZM103 178V179H102ZM117 179V180H113V179ZM125 179V180H121V179ZM134 178V179H133ZM159 178V179H158ZM235 178V179H234ZM238 178L240 179V180H238ZM247 178V180H245ZM98 179H99V181H98ZM102 179V180H101ZM119 179V180H118ZM132 179V180H131ZM139 179L141 180L140 182H139ZM162 179H165V180H162ZM243 179V180H242ZM249 179V180H248ZM92 182H91V181ZM95 180V181H94ZM135 180V181H134ZM136 180H138V181H136ZM146 181V183H148L147 184V186H146V183H144L145 181ZM151 182V183H149V181ZM152 180V181H151ZM155 180V181H154ZM160 180V181H159ZM131 181V182H130ZM135 183H134V182ZM157 181H159V182H157ZM169 181L172 183H169ZM176 181V182H175ZM183 181V182H182ZM188 181V182H187ZM190 181V182H189ZM226 181V182H225ZM246 181V182H245ZM70 182V183H69ZM84 182V183H83ZM111 184H110V183ZM143 182V183H142ZM155 182V183H154ZM180 182H182V183H180ZM247 182H249V183H247ZM255 182V181H254ZM90 183V184H89ZM98 185H97V184ZM138 183V184H137ZM158 183V184H157ZM170 185H169V184ZM178 183V184H177ZM246 185V187H245V185ZM247 183V184H246ZM68 184V185H67ZM87 185V187H86V185ZM104 184V185H103ZM141 184V185H140ZM155 184V185H154ZM189 184V185H188ZM249 184V185H248ZM251 184V185H250ZM252 184H253V186H252ZM64 185V186H63ZM73 185V186H72ZM75 185V186H74ZM139 185V186H138ZM145 185V186H144ZM150 185H152L151 187H150ZM158 185V186H157ZM182 185H183V188H182ZM248 185V186H247ZM59 186H60V188H59ZM112 186V187H111ZM156 186L158 187V188H156ZM177 186H178V188H177ZM180 186H181V188L182 189H180ZM186 186H188L187 188H186ZM252 186V187H251ZM78 187V188H77ZM88 189V191L86 190V188ZM89 187H91V188H89ZM100 187V188H99ZM104 187V188H103ZM134 187V188H133ZM137 187V188H136ZM139 187V188H138ZM146 187H147V189H146ZM163 187V188H162ZM165 187V185H162L160 188H162V189H158V190H165L166 191V187ZM191 187V188H190ZM233 187V188H232ZM239 188V189H237V188ZM66 188H68V189H66ZM76 188V189H75ZM83 188V189H82ZM97 188H99V190L97 189ZM176 188V189H175ZM199 188V189H198ZM254 188V189H253ZM82 189V190H81ZM107 189V190H106ZM151 189V190H152ZM195 189V190H194ZM198 191H197V190ZM240 189H243V190H241V192L240 191H238V190H240ZM247 189L249 190V191H247ZM72 190V191H71ZM77 190H79V193H77L78 191ZM84 190V191H83ZM204 190V191H203ZM212 190H214V192L212 191ZM216 190L218 191V192H216ZM224 190V191H223ZM227 190V191H226ZM231 190V191H230ZM235 190H237L238 191V193H237V191H235ZM245 190V191H244ZM74 191V192H73ZM86 195V196H88V197H86L82 192ZM92 191V192H91ZM102 191V192H101ZM142 191V190H141ZM169 191V190H168ZM195 191L196 192H199V193H195ZM221 191V192H220ZM228 191H230L229 192V194L231 195V194H233V195H235L236 193H237V195H235L236 196V199L234 200V199H232L231 197H233L232 195L231 196H229L228 195ZM255 191H257V192H255ZM260 191V192H259ZM90 192V193H89ZM96 192V193H95ZM191 192V191H190ZM204 192V193H203ZM208 192V193H207ZM211 192V193H210ZM233 192H236L235 194L233 193ZM245 193V194H241V193ZM249 192V193H248ZM18 193V196L16 195ZM22 193V195L20 194V192H16L15 193V196L16 197H14V193L12 194V196H11V198H14V199H16V200H18L19 202L20 201H25V199H24V197H25V195H23L24 193L23 192H21ZM66 193V194H65ZM67 193H69L68 195H67ZM97 193H99V194H97ZM201 193H203V194H201ZM213 193V194H212ZM216 193V194H215ZM218 193V194H217ZM222 193V195L223 196H221L220 194ZM239 193L241 194L240 196L241 197H239L238 195H239ZM252 193V195H250L249 196V194H251ZM71 194H77L75 197L73 196V195H71ZM92 194H93V196H92ZM209 194V195H208ZM65 195V196H64ZM70 195V197H68ZM96 195V196H95ZM204 195H206V196H204ZM212 195H214V197L215 198H217L218 197V195H220L219 196V198H217L216 199V201L213 199V196ZM81 196H82V198H81ZM98 196V197H97ZM225 196V197H224ZM237 196H238V200H237ZM73 197V198H72ZM78 197H79V199H78ZM87 198V199H84V198ZM92 198V199H90V198ZM98 199H97V198ZM222 197V198H221ZM228 197V198H227ZM229 197H230V201H229ZM244 197V198H243ZM258 197V198H257ZM20 198V199H19ZM21 198H23L22 200H21ZM77 198V200L75 201V199ZM207 198V199H206ZM225 198H227L226 200H225ZM234 198V197H233ZM68 199H69V201H68ZM74 199V200H73ZM82 199H84V200H82ZM100 199H102V198H100ZM211 199H213V200H211ZM221 199V200H220ZM224 200V202L225 201H228L227 203L225 202H223V200ZM244 199V200H243ZM256 199V200H255ZM72 200H73V202H72ZM79 200V201H78ZM86 200V201H85ZM87 200H88V202H90V200L91 201H93V202H91V203H88L87 202ZM232 200H234L235 202L237 201V204L233 201L232 202ZM71 201V202H70ZM83 201H84V204H83ZM212 201H214V202H212ZM220 201V202H219ZM238 201H239V203H238ZM245 201V202H244ZM76 202V203H75ZM80 204H79V203ZM82 202V203H81ZM99 202V203H98ZM224 203V204H222V203ZM250 202V203H249ZM259 202V203H258ZM72 203H73V205H72ZM93 203V204H92ZM97 203H98V205H97ZM218 203H217V205H218ZM231 203V204H230ZM248 203V204H247ZM75 204L76 205H78V207H76L75 206ZM82 204V205H81ZM89 206H88V205ZM91 204H92V206L94 207H92L91 206ZM222 204V205H221ZM229 204V205H228ZM240 204H241V206H240ZM254 204V205H253ZM256 204V205H255ZM79 205H81L80 207H79ZM242 205L244 206V207H242ZM248 205H252V206H254V207H256V210H255V212L254 213H251V214H248V211H245V209L244 208H246V206L248 207ZM76 207V209H75V207ZM83 206H84V208H83ZM87 206L89 207V208H87ZM90 206H91V208H90ZM98 206V207H97ZM232 206V207H233ZM74 207V208H73ZM82 208H83V210H82ZM86 208H87V210H86ZM226 208H229V207H226ZM259 208V209H258ZM80 209V210H79ZM91 211V209H94V213H93V211L90 213V211ZM242 209H244V210H242ZM258 209V210H257ZM73 211V212H74ZM260 211V212H259ZM84 212H81V213H83V214H85ZM244 212V213H243ZM247 212V213H246ZM54 214H55V212H53ZM80 213V214H81ZM217 213V214H216ZM240 213V214H239ZM241 213H242V215H241ZM213 214V213H212ZM231 214V215H230ZM232 214H234V216L232 215ZM246 214V215H245ZM53 214L51 213L50 214V216H48V218H44V219H42L43 221H40L39 222V224L41 225V227L46 231V232H44V230L43 229H41V227L40 228H38V231L39 230H42V232L41 231H39V232H37L38 234V236L40 237H51L52 236V234H50V233H53V227L51 226V224L52 223H54V221H55V219H56V217L53 215ZM56 215V214H55ZM228 215V216H227ZM262 215V216H261ZM218 216H219V218H218ZM220 216H222L223 218H221ZM226 216L228 217V218H226ZM237 216H238V218H237ZM255 216H257V217H255ZM50 217H52V219L50 218ZM53 217H55V218H53ZM236 217V218H235ZM245 217H247V218H245ZM254 217V218H253ZM212 218H209L210 220L212 219ZM217 218L221 221H219V220H217ZM232 218V219H231ZM262 218V219H261ZM48 219H49V221H48ZM54 219V220H53ZM223 219H225V221L223 220ZM226 219H228V221L226 220ZM235 221H234V220ZM261 221H260V220ZM46 222H45V221ZM53 220V221H52ZM259 220V221H258ZM238 221V222H237ZM245 221V222H244ZM43 222V223H42ZM56 222V221H55ZM226 222H229V223H226ZM218 223H219V226H218ZM225 223H226V225H225ZM234 224L235 223V226H237V227H233V225L232 224ZM238 223V224H237ZM247 223V224H246ZM260 223V224H259ZM42 224L45 226L46 224L48 225H46V227H44V226H42ZM142 224V223H141ZM132 224L131 226L130 225H126L124 228L125 229H123V231H126L128 228L129 229H134V230H127V232H128V234L130 235V233L129 232H131V235H137L136 233H138V235L140 234V233H143V234H146V232L148 233L147 235H150V236H153V234H151V233H154L153 232V230H156V228L157 227H155V229L153 228V223H146V225L145 224ZM222 224V225H221ZM237 224V225H236ZM258 224V225H257ZM134 225V226H133ZM135 225H136V227L138 228V229H140V232L137 230V228L135 227ZM139 225V226H138ZM151 225V226H150ZM171 225V224H170ZM239 225V226H238ZM249 225V226H248ZM51 226V227H50ZM133 226V227H132ZM144 226V230L143 229H141L142 227ZM223 226L224 227V229H223V227L221 228V227ZM229 228H228V227ZM232 226V227H231ZM241 226V227H240ZM247 226H248V228H247ZM258 226H261L262 227V229L260 228V227H258ZM131 227V228H130ZM141 227V228H140ZM171 227V226H170ZM170 227H167V228H170ZM219 227L222 229V231H221V229L219 230ZM252 227V228H251ZM46 228V229H45ZM135 228H136V230L137 231H135ZM151 230H150V229ZM163 228H165V227H163ZM234 228V229H233ZM238 228V230H236ZM240 228H242V229H240ZM244 228V229H243ZM251 230H250V229ZM207 229V230H208ZM248 229H249V231H248ZM259 229V230H258ZM50 230H52L51 232H50ZM224 230V231H223ZM241 230V231H240ZM242 230H244V231H246L247 230V233L246 232H244V231H242ZM256 230V231H255ZM49 231V232H48ZM136 233H135V232ZM222 232V235H219V237H218V233L219 234H221V232ZM227 233H226V232ZM229 231V232H228ZM232 231V232H231ZM259 231V234L257 233ZM43 232H44V234H46L45 236H44V234H43ZM127 232H125V233H127ZM145 232V233H144ZM218 232V233H217ZM231 232V233H230ZM234 232H236V233H234ZM237 232H240V233H237ZM242 232H244V234H241ZM253 232H255V233H253ZM262 232V233H261ZM233 233V234H232ZM41 234V235H40ZM193 234V233H192ZM235 234V235H234ZM239 234H241V235H239ZM250 234V235H249ZM51 235V236H50ZM194 235V234H193ZM193 235H189V236H193ZM197 235V234H196ZM225 235H227L228 237H226ZM232 235V236H231ZM238 235V236H237ZM248 235V236H247ZM253 235V236H252ZM217 236V237H216ZM220 236L221 237H223L224 236V238H220ZM229 236H231V237H233V238H230L231 239V241H230V239H229ZM252 236V237H251ZM255 236H258L257 238H255ZM260 236V237H259ZM262 236H263V238H262ZM46 237V238H47ZM226 237V238H225ZM234 237H235V239H234ZM236 237H237V239H236ZM240 237V238H239ZM244 237V238H243ZM153 238V237H152ZM187 238H190V237H187ZM193 238V237H192ZM217 238H219V240L217 239ZM248 238V239H247ZM256 240H255V239ZM262 238V240L263 241H261L260 239ZM225 240V241H227L228 239V241L227 242H222V240ZM246 239V240H245ZM254 239V240H253ZM187 240V239H186ZM223 240V241H224ZM234 242H233V241ZM242 240V241H241ZM210 244H208L207 242ZM229 241H230V243H229ZM239 241V242H238ZM241 241V242H240ZM255 241H256V243H255ZM259 241V242H258ZM233 242V243H232ZM242 242H243V244H245L246 246H247V249L245 248V247H243L244 245L242 244ZM246 242V243H245ZM249 242V243H248ZM217 243H220V245H218ZM221 243L223 244L224 243V245H223V247H224V249L226 250L225 252L223 251L224 249H222L223 247H222V245H221ZM234 243H237V247H235L236 246V244L235 245H233ZM240 243V244H239ZM253 243V244H252ZM259 243V244H258ZM261 243H263V244H261ZM231 246H230V245ZM255 244V245H254ZM216 245V248H213V247H211V246H215ZM227 245V247H225ZM250 245V246H249ZM208 246V247H207ZM218 246V247H217ZM221 246V247H220ZM233 246V247H232ZM253 246H256V247H253ZM220 247V248H219ZM230 249H229V248ZM263 249H262V248ZM209 248L210 249H215V250H217L216 252H215V254H214V252H213V254H212V256L210 255L211 253H209L208 254V252H210L211 250H209ZM218 248L219 249H222V252L221 253H219L221 250H218ZM227 248H228V250H227ZM232 248V249H231ZM240 248V249H239ZM242 248H243V250H242ZM250 248V249H249ZM233 249H235V251L233 250ZM237 249V250H236ZM238 249L241 251H239L241 254H239L237 251H238ZM244 249H246V251L244 250ZM254 251H253V250ZM260 249V250H259ZM209 250V251H208ZM212 250V251H213ZM214 250V251H215ZM263 250V251H262ZM208 251V252H207ZM253 251V252H252ZM260 251H262V252H260ZM206 252H207V254H206ZM233 252V253H232ZM248 254V256L246 255V253ZM222 253H225V254H223V256H222ZM234 253H236V254H234ZM252 253H254V254H252ZM256 253H258V254H256ZM220 254V255H219ZM234 254V255H233ZM242 254H243V256L245 255V257H243L242 256ZM214 255V256H213ZM219 255V256H218ZM228 255L230 256V257H228ZM251 255H252V257H251ZM211 256V257H210ZM217 256V257H216ZM221 256L222 257H224L223 258V260L221 259ZM234 256H236V257H234ZM254 256V257H253ZM207 257L205 256V258L207 259ZM214 257V258H213ZM217 259H216V258ZM256 257H258L257 259H256ZM262 257V258H261ZM219 258V259H218ZM227 258V259H226ZM235 258H237V260L235 259ZM245 258V259H244ZM250 258H252V260L250 259ZM205 259V260H206ZM214 261H213V260ZM234 259V260H233ZM226 262H225V261ZM245 260V261H244ZM255 260V261H254ZM259 260V261H258ZM221 261V262H220ZM232 261V262H231ZM241 261L243 262V263H241ZM250 261V262H249ZM257 261H258V263H257ZM205 262H208V263H206V264H211L210 262H209V259L208 260H206ZM205 262H204V264H205ZM220 262V263H219ZM235 262V263H234ZM238 262V263H237ZM246 262V263H245ZM262 264H264V262H262Z\"/></svg>","mask_w":264,"mask_h":264}]
</instances>
